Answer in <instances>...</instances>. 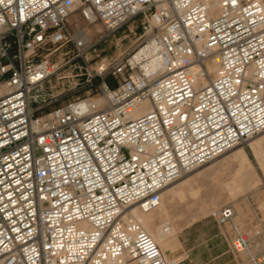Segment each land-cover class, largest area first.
Instances as JSON below:
<instances>
[{
  "label": "built area",
  "instance_id": "built-area-1",
  "mask_svg": "<svg viewBox=\"0 0 264 264\" xmlns=\"http://www.w3.org/2000/svg\"><path fill=\"white\" fill-rule=\"evenodd\" d=\"M128 24V50L82 68L95 95L58 103L55 58ZM263 133L264 0H0V264H180L132 212ZM234 216L210 214L264 264V232Z\"/></svg>",
  "mask_w": 264,
  "mask_h": 264
},
{
  "label": "rangeland",
  "instance_id": "rangeland-1",
  "mask_svg": "<svg viewBox=\"0 0 264 264\" xmlns=\"http://www.w3.org/2000/svg\"><path fill=\"white\" fill-rule=\"evenodd\" d=\"M89 29L91 39L93 41H97L101 37L99 26H92L89 27ZM130 30H133V33H130ZM138 34L139 29H135V24H128L118 30L115 34L100 40L99 43L87 53L84 61L74 59L72 58V55L69 54L59 58L57 56L55 60L57 61L58 66L47 83V87L50 91L57 95L58 103L78 98H92L95 95V88L93 86H98L100 84V80L95 76L91 82H89L88 74L82 68L87 66L93 72L99 70V66L103 63L112 62L124 51L128 50L135 39V36ZM261 139H264V133L257 138L250 140L245 145L232 150L233 152L241 150L246 155L250 166L253 168L257 178L259 179L258 187L243 190L240 194H238L240 197H238L235 201L225 202L218 207L215 205L210 206L207 212V214H209L211 211L220 209L221 207L231 206L238 212V215L233 218V223L238 227L240 232L251 238H254L257 232H264V210L261 207V203L264 200V153L262 151L260 155H255L252 151V146ZM232 151L222 157L231 155L233 153ZM215 165L210 166V164H208L199 168L185 176L180 181H184L197 171L211 169ZM224 181L225 183L230 182L231 177H222L221 182L223 183ZM177 184L178 183L174 185ZM207 194L209 195L210 191ZM226 198L228 199L229 197ZM177 202L179 207L178 210L181 213H195L198 210V205L191 201L189 197L178 199ZM244 209L249 211L251 218H247L244 215L242 212ZM257 219H259V223ZM168 222L174 224L173 219H170ZM178 222L180 223V228L177 236L175 237L177 247L173 250H169L166 255L181 259L182 264H187L189 259L196 263H206L208 255L210 254V251H207V249L210 250L211 245L215 246V243H211L212 237L221 233L229 242L233 235L230 224L218 226L210 215L204 218L197 217L192 221L187 219L185 222L184 220H179ZM250 225L252 227L247 228V226ZM203 246L207 247L206 252L202 254V249L200 248H203ZM238 256V264H250L246 255Z\"/></svg>",
  "mask_w": 264,
  "mask_h": 264
},
{
  "label": "crops",
  "instance_id": "crops-1",
  "mask_svg": "<svg viewBox=\"0 0 264 264\" xmlns=\"http://www.w3.org/2000/svg\"><path fill=\"white\" fill-rule=\"evenodd\" d=\"M214 163H211L210 166L214 165ZM224 176H228V177L230 176L231 181L227 183H225L224 181L222 183L221 179ZM233 179L234 177L232 174L221 173L219 171H216L214 167H212L211 169L197 171L192 176L185 179L184 181L177 182L178 184L172 187L173 189H175L174 192L175 195L172 198L171 196H165V191L162 192V197H164V205H165L164 211H166V213L168 214V219L165 224L170 225L174 232L172 237H170L166 241H163L164 247L162 252L164 255H166V253H168L169 250H173L177 247L175 237L177 236V233L180 228L179 225L180 223L178 222L179 220H184L185 222L187 219L189 221H192L197 217L204 218L209 215L207 214V212L210 206L215 205L216 207H218L219 205L225 202L235 201L238 197H240V195L238 194H240L242 191L234 187L235 185L233 183ZM257 187L258 185L254 187H247L246 189H254ZM209 191L210 194L208 195L207 193ZM183 197H189L191 201H193L198 205L197 212L181 213L178 210L179 207L177 201L178 199H182ZM226 197L229 198L227 199ZM261 207L264 210V200L261 203ZM242 212L247 218H251V214L247 209L242 210ZM234 213L236 217L238 215V212L234 210ZM170 219L171 220L173 219L174 224L168 222ZM257 220L259 223V219ZM251 227H252L251 225L247 226V228H251ZM211 243H215V246L211 245V249L210 250L207 249V251H210V254L208 255V260L204 264H238L239 256L234 254L230 250L229 242L223 236V234L218 233L214 235L212 237ZM206 247L207 246H203V248H200L202 249L201 250L202 254L206 252ZM187 264H203V263H196L193 260L189 259Z\"/></svg>",
  "mask_w": 264,
  "mask_h": 264
},
{
  "label": "bare ground",
  "instance_id": "bare-ground-1",
  "mask_svg": "<svg viewBox=\"0 0 264 264\" xmlns=\"http://www.w3.org/2000/svg\"><path fill=\"white\" fill-rule=\"evenodd\" d=\"M90 102L95 103L97 105H100L102 103L100 100L97 99H91L89 100L88 103ZM144 111H146V105L142 104L139 107H137L135 111V115H139ZM252 151L254 152L255 155H260L262 151L264 153V139H261L258 142H256V144L252 146ZM214 162L212 163H214V165L216 164L214 166V169L216 171H219L224 174L230 173L233 175L234 177L233 183L235 185L234 187H236L240 191H243L247 187H254L259 184V179L257 178L253 168L250 166V163L247 160L246 155L241 150L235 151L231 155L222 157L220 160ZM176 183L169 185L163 190L165 191V196H171L172 198L175 195L174 194L175 189H173L172 187ZM164 208H165L164 197H162V193H161V201L159 208L157 210L150 213H142L139 210L135 209L132 212L136 221L156 241L161 252L164 247L163 241L168 240L174 234L172 227L168 224H165L168 219V214L166 213V211H164ZM212 212L213 211H211L209 215ZM164 226L169 227V231L167 233H162V228Z\"/></svg>",
  "mask_w": 264,
  "mask_h": 264
},
{
  "label": "trees",
  "instance_id": "trees-1",
  "mask_svg": "<svg viewBox=\"0 0 264 264\" xmlns=\"http://www.w3.org/2000/svg\"><path fill=\"white\" fill-rule=\"evenodd\" d=\"M105 81L108 84V86H110V87H112L114 85V83L110 77L106 78Z\"/></svg>",
  "mask_w": 264,
  "mask_h": 264
}]
</instances>
